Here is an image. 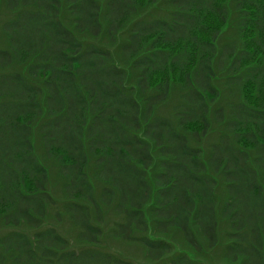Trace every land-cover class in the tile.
<instances>
[{"label": "trees", "instance_id": "obj_1", "mask_svg": "<svg viewBox=\"0 0 264 264\" xmlns=\"http://www.w3.org/2000/svg\"><path fill=\"white\" fill-rule=\"evenodd\" d=\"M155 6L166 15L148 19ZM0 13V220L15 228L0 264H134L102 244L106 212L111 239L152 264H264V0H0ZM213 124L221 144L204 157Z\"/></svg>", "mask_w": 264, "mask_h": 264}, {"label": "rangeland", "instance_id": "obj_2", "mask_svg": "<svg viewBox=\"0 0 264 264\" xmlns=\"http://www.w3.org/2000/svg\"><path fill=\"white\" fill-rule=\"evenodd\" d=\"M151 8H148L146 11V15L148 17V19L150 18H157V17H161V16H165L167 13V10H164L163 8H159V6H155L152 10ZM2 13H0L1 15ZM1 21V18H0ZM232 36V34L230 35L229 33H226L224 38H228ZM222 40H225V39ZM120 42L123 40V37L121 39H119ZM3 45V42L0 41V46ZM219 84V83H218ZM178 100L179 98H177V95L175 94H171V96L169 97V99L162 105H160L158 107V109L156 110V113L159 114V117H172V113L174 114V108L177 106L178 104ZM219 129L220 127L218 125H212L211 126V130L210 133L208 134V136L206 138H204L202 140L201 143V147L202 149L205 151L204 152V157H206L207 155L210 154L211 151H216L214 149V146H219L221 144V140L218 138V134H219ZM33 145H34V150L35 153L38 155V160L40 162L43 163L44 167L48 170V174H49V182H48V191L52 194V196L55 199H58V188L59 185L61 183L58 175H57V164L54 161H48V162H44L41 157L40 154H42V146L41 143L37 142L36 138H33ZM220 190V188H219ZM54 213V209L50 211V213L48 214V218L46 220V225L47 226H53L54 227V222H52V216ZM109 215V216H107ZM113 217V215L110 212H106V223L104 225V235L102 237V244L108 248V251H111L113 253L116 254H121L122 257L124 259H128L133 261L134 264H152L148 261L145 260V257L143 255V250L140 246L136 245V244H127V243H122V242H118L115 241L113 239H111L112 235L110 234V225L108 224V221H110V219ZM52 219V220H51ZM60 225L59 226L57 224L56 228L59 229V232L65 236V238L70 242V244H74V230L70 228L68 221L64 222V221H60L59 222ZM15 229V228H14ZM12 228L6 227L4 226L3 222L0 220V241L4 239L5 236H7L8 232L12 231ZM16 230H22V228L16 229ZM176 235V234H175ZM172 241L175 242L176 246L178 248L182 247L183 241L181 239V237L179 239H176L175 236H171L169 237ZM200 240V239H199ZM201 242V240H200ZM177 248V250H178ZM211 259L212 261H215L218 255L217 253H214L211 255ZM3 264H12L11 262H4ZM23 264H27V263H23ZM55 264V263H53ZM162 264V263H160Z\"/></svg>", "mask_w": 264, "mask_h": 264}]
</instances>
